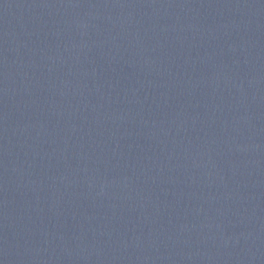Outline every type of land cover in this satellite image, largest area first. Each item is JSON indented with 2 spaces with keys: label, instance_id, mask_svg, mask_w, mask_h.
<instances>
[{
  "label": "water",
  "instance_id": "95a60500",
  "mask_svg": "<svg viewBox=\"0 0 264 264\" xmlns=\"http://www.w3.org/2000/svg\"><path fill=\"white\" fill-rule=\"evenodd\" d=\"M0 264H264V0H0Z\"/></svg>",
  "mask_w": 264,
  "mask_h": 264
}]
</instances>
